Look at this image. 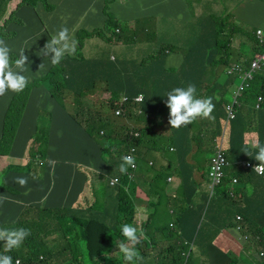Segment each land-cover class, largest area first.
<instances>
[{
	"label": "trees",
	"instance_id": "1",
	"mask_svg": "<svg viewBox=\"0 0 264 264\" xmlns=\"http://www.w3.org/2000/svg\"><path fill=\"white\" fill-rule=\"evenodd\" d=\"M11 1L0 0V39L4 41L16 35L6 32L8 24L15 20V11L8 15ZM39 1L46 11L54 10L48 0H22L21 5L35 8ZM123 26L129 27V23L118 22L115 17L109 16L103 31L81 33L84 38H106L104 33L110 32L114 38L109 41L115 43H127L129 37H138V27L133 33L126 28V34H123ZM186 29L185 49L181 50L185 59L179 68L165 67L168 53L179 51L176 46L168 45L158 49L138 66L130 61H116L96 71H84L86 67L80 68V59L84 58L78 53L82 46L79 39L75 55H66L61 63L53 65L46 76L29 82L22 92L16 93L5 116L3 138L0 140L3 153L0 156H6V149H12L16 138L25 105L21 103L20 95L26 93L27 97L31 88L41 84L49 90L52 98L61 105H67L64 108H70V117L76 123H85L80 129L88 133L92 144L87 164L80 166L84 180L86 178V187L82 191V186L77 194V202L70 206L62 202L59 206L49 207L52 197L47 196L43 204L27 206L17 219L8 218L3 212L5 225L2 228H24L31 233L20 247L11 251L5 252L0 241V253L11 256L13 264L17 260L19 264H125L116 245L120 241L127 242L121 234L123 224L136 226L145 233L135 246L143 257L142 264H193L195 250L190 251L191 243L194 247L201 242L212 245L222 228L236 227L235 221L242 226H239L245 242L242 257L220 249L216 252L217 257L201 262L240 264L239 260L248 252V264H264V256H260L264 253V174L256 175L253 169L246 167L247 163H259L254 159L258 150L249 148L251 156L244 153L248 133H256L258 142L264 145V61L259 69H255L253 79L244 82L248 86L245 87L236 118L230 123L229 147L226 150L230 166L220 185L222 192L213 198H207L208 192L201 189L204 185L198 187L191 177L198 173L208 182L210 158L207 155L213 154L212 143L214 147L219 136L214 115L211 113L207 119L198 118L179 129L171 128L165 96L173 88H186L193 84L197 98L211 97L214 101L219 94L218 105H226L230 88L236 82L239 83L237 87L243 83V74H228V71L237 65L249 68L255 56L264 52V44L257 36L258 28L242 27L229 15L210 14L201 20L195 18ZM229 34L238 35L249 51H234L232 42L237 39H234L235 36L229 39ZM10 58L13 64L18 59L16 54H10ZM89 72V91L95 89L96 80L100 79L114 94L110 102L97 107L96 102L82 99L87 96V91L74 89L77 86L84 88L85 85L79 83L87 79L84 73ZM116 83L117 87H114ZM71 94L76 106L67 102V95ZM121 94L131 99L143 94L144 99L140 104L130 101L120 105ZM255 104H260V107H255ZM117 107L123 108L121 115H116ZM165 126L166 135L160 131ZM36 133L28 163L13 165L10 169L23 171L25 168L26 173L34 176L38 168L35 162L38 159L42 165L47 162L49 133L42 128ZM131 147L137 149L139 163L132 179L128 175L130 167L126 173L119 171L121 157ZM149 160H152V165H149ZM32 166L35 168L33 172L29 171ZM230 171L232 175L228 174ZM175 173L182 180L177 191L168 183L169 177L173 176L175 180ZM235 176L246 185L245 189L237 187L234 192L231 191V181ZM146 177L149 179H144ZM97 180L100 182L97 183ZM190 181L193 186H189ZM0 187L17 192L3 184ZM242 193L243 206L240 197L236 199ZM216 200L223 203V212L216 217L211 236L205 232L207 236L203 238L206 208ZM227 202L237 209L233 210ZM139 214L147 215V220L141 222ZM171 217L175 218L173 224Z\"/></svg>",
	"mask_w": 264,
	"mask_h": 264
},
{
	"label": "crops",
	"instance_id": "2",
	"mask_svg": "<svg viewBox=\"0 0 264 264\" xmlns=\"http://www.w3.org/2000/svg\"><path fill=\"white\" fill-rule=\"evenodd\" d=\"M130 0H55L54 2L57 4L56 9L52 12L45 13L41 9H30L33 13H35L38 17L39 23H37V28L35 29L39 35H34L31 33L30 27L25 25H19L11 27L9 32H14L15 38H12L6 43H14L16 42V49L13 51V54H16L19 58L20 50L23 49L25 51V55L28 57V63L26 64L27 72L24 73L29 78V82L33 83L34 81H38L41 77L46 76L51 67L53 66L50 63V59L47 57L41 56L40 50L45 46V44L51 39V36L57 33L62 27H67L69 29V33L72 38L76 41L75 52L71 55H75L77 52L78 40L74 38L75 31H87L93 32V30H104L106 26L107 17L105 16V12H110L109 16H113L118 20V22L129 23V27H133L136 20L139 18H143L144 15H148V19L152 18V20L157 21L160 16L170 17L173 19V22L176 25H180L186 27L187 22L192 20L190 13L187 11V6L185 0H137L136 4L138 7V12L136 13H128V6ZM16 2V1H15ZM14 0L8 7V11L11 10V6L13 5ZM30 7V6H28ZM42 11V12H41ZM40 13V14H39ZM42 13V14H41ZM46 16V22L43 21V17ZM138 24V23H137ZM162 24V23H161ZM164 28V25H161ZM13 25V24H11ZM10 25V26H11ZM138 27V25H137ZM255 29H263L260 27H254ZM9 29V28H8ZM132 31V30H131ZM162 31L161 35H162ZM120 33V32H117ZM138 37L133 38L129 37V41L127 43H115L114 41L106 40V38H100L97 36H90L84 38L82 40V50H78V53L84 58L80 59V68L86 67L84 71H96L103 67L104 65H110L116 61H130L133 62L134 65L138 66L144 63L143 59L148 58L150 53L146 54V57H138V56H127L124 54L122 58L119 59L116 52L123 51L125 47L126 49H131L134 54L137 55L138 52H145L146 48L144 46L139 45H147L148 42L153 41L151 30H147V28L143 29L142 32H137ZM185 33V30H184ZM184 37V36H183ZM180 39V42H175L174 45L170 44V46H176L179 49V53H168L169 60L166 62V68H179L184 61V54L182 53V49H185V39ZM78 39V37H77ZM233 47L235 41L232 42ZM94 47V48H93ZM241 51V47L238 44V47H234V51ZM147 60V59H146ZM43 63L44 67L40 68V65ZM171 63V64H170ZM14 65V64H13ZM169 65L171 67H169ZM87 76L85 81H81L79 84L85 85L84 88L82 86L74 87V89H84L87 96L82 97L85 102H97L99 99L92 100V97H88L89 95L101 94L104 92V99H102L103 103L106 104L113 99L114 94L111 93V89H108L107 85L102 82L100 79H97V83H95V89L89 91V84L91 83L90 76L91 73H84ZM239 83L236 82L233 88H230V93L228 94L226 101L227 104L231 102L232 95L236 90V87ZM117 87V83L113 85ZM128 88H131L127 84ZM31 95L29 98V102L25 112L22 114L20 121V129L17 133V138H15L14 146L12 149L5 153L6 156H0V185H6L15 189L17 192L12 193L8 189L0 187V224L5 223L3 218V212L6 213V217L11 219H17L24 209L27 206H36L41 205L48 198L52 197V202H50L49 207L57 206L56 203L58 201V197L62 191L66 189V184L63 183V177H56L52 175H58V170H56L55 165H47V162L44 161L42 166L39 165V161L37 160L35 163L38 168L36 171V175L32 176L29 173L10 169L11 166H24L28 163L29 158V150L34 143V138L36 136V116H38V111L35 109L36 104H38L41 100L40 93H45V98L40 102V104L45 103L46 101H50L49 104L52 106L50 109H47L44 105L39 106L38 110L43 109L45 113H50L53 111L52 117H56L58 115L66 118L70 117V115L61 107V109H55L56 105L59 106V103L51 97L49 90L43 85H39L37 87L31 88ZM16 96V92L8 91L5 95L0 96V140L3 138V129H4V120L6 113L11 107L13 98ZM71 96H73L71 94ZM123 96H128L125 94H121L118 100V104H120V99L122 100ZM33 97V98H32ZM221 95H217L214 97L213 104L215 105V109L213 110V115L216 121L215 128L217 134V139L219 140L221 146L224 148L223 143L226 138L229 140L230 134V123L227 119V113L224 105L220 107L218 105L217 100H219ZM74 98V96H73ZM213 100V99H212ZM121 107H117L119 109ZM50 112H48V111ZM93 113V112H90ZM73 120V119H72ZM57 121L59 119L57 118ZM74 121V120H73ZM75 122V121H74ZM81 128V126H80ZM253 140L258 141V136L256 133H248L245 136V141L251 142ZM229 147V141H228ZM224 148V149H228ZM213 149V143H212ZM150 162L152 160H149ZM259 163H247L246 167L254 169L256 165ZM257 173V172H256ZM228 174H233L231 171ZM256 175H259L258 173ZM16 177H25L27 179V184L25 187H21L17 183H15ZM173 177V176H172ZM237 180L234 182V180ZM84 180V176L78 175L75 177L74 184L69 194V198L63 203V205H71L76 201V196L81 190L82 186L86 187V178ZM176 189L180 185V180L176 179ZM195 183L200 187L201 180H194ZM190 181L189 186H193ZM208 184V183H207ZM207 184L205 185L206 190L208 192ZM239 187L240 189H245L246 185L241 184V180L238 176L232 178L231 181V191L234 192L235 189ZM18 188V189H17ZM167 189H171L167 187ZM177 191V190H176ZM242 205L243 193L236 196V199L239 200ZM79 198V197H78ZM215 199V198H214ZM213 199V200H214ZM195 201H198V198H195ZM201 201V199H199ZM77 202V201H76ZM221 201L210 202L209 206L206 208V221L205 228L203 232V238H206L205 232H209L210 236L213 232L212 227L216 224V217H218L223 212V206ZM229 206L237 209L236 206L232 205L230 202L226 203ZM238 216V215H237ZM147 215H140L138 218L143 219L146 218ZM204 218V216H203ZM174 222L172 221V224ZM236 227H228L226 229H221L220 234L213 241L212 245L201 242L199 246L197 243L195 244L194 250L201 249L202 260L210 259L212 257H217V250H225L226 252H233L236 254L237 251H242L245 247V242H243L242 234L240 233L239 226L237 225V221H235ZM242 227V226H241ZM240 230V231H239ZM246 239V237H244ZM261 256V254H260ZM201 260V261H202Z\"/></svg>",
	"mask_w": 264,
	"mask_h": 264
},
{
	"label": "rangeland",
	"instance_id": "3",
	"mask_svg": "<svg viewBox=\"0 0 264 264\" xmlns=\"http://www.w3.org/2000/svg\"><path fill=\"white\" fill-rule=\"evenodd\" d=\"M16 1V2H15ZM55 0H48L47 2L50 5L54 6V10L56 9L57 4L54 2ZM72 1V0H68ZM12 2V1H11ZM22 0H14L13 5L11 6V10L9 11L8 15L11 12L12 13L15 11V20L10 22L7 26L6 32H9L11 27L14 26H19V25H27L30 27L31 33L34 35H39V33L35 30L37 28V23H39L38 17L35 13L30 11V9H33L36 11V9H41L45 13H48L49 11L45 10L44 4L39 1L37 3V6L35 8L33 7H28L25 5H21ZM137 0H130L129 1V6H128V13H136L138 12V7L136 4ZM186 6H187V11L190 13L192 20L190 22H187V24L191 23L193 19L198 18V19H204L205 17L209 16L210 14H217L218 16H231L235 19V21L242 27H247L250 26L252 28L254 27H260L264 29V0H185ZM53 10V11H54ZM41 11V12H42ZM52 12V11H51ZM139 13V12H138ZM40 14V13H39ZM42 14V13H41ZM110 12H105V16L107 17L106 23L109 20L108 15ZM148 15H144V17L141 19L139 18L136 20L135 24L133 27H124L123 29V34H126V28L128 29V32L133 33L134 30L137 28L138 25V30L139 32H142L143 29L147 28L148 30H151L152 32V42H148L147 45H139V46H144L146 48L145 52H138L137 55H135L131 49H126L127 46L123 51L116 52L117 56L122 58L124 54L127 56H138V57H146L147 53H150L151 55L148 56L151 57L153 56L156 51L160 48H164L170 44H173L177 41L180 42V39L183 37L184 39L187 37V26L183 27L180 25H176L173 22V19L170 17H165V16H160L157 21L152 20V18L148 19L146 18ZM43 21L46 20V16L42 18ZM21 22V23H19ZM138 23V24H137ZM162 23V24H161ZM13 24V25H11ZM164 25V28L161 26ZM11 25V26H10ZM9 28V29H8ZM132 30V31H131ZM162 31V35L161 32ZM185 30V33H184ZM94 31V30H93ZM16 32V31H13ZM74 38L76 40H83L84 37L81 33V30H76L75 31ZM80 32V33H79ZM116 32H119L117 30ZM106 36V40L114 38V35H112L110 32L107 34L104 33ZM230 35V34H229ZM237 39L234 43V47H241L242 51H249L248 47L243 45L241 43V40L239 39L238 35H230V38ZM78 37V39H77ZM102 38L101 36H97ZM128 38V37H127ZM129 41V39H128ZM8 47L11 49L10 54H13V51L16 49V42L14 43H6ZM94 48V47H93ZM82 50V48H80ZM82 53L83 50H82ZM173 53H179L178 50L173 52ZM146 58V59H148ZM146 59H143L146 61ZM169 60V57L166 58V62ZM171 64V63H170ZM53 67V66H52ZM51 67V69H52ZM169 67H171L169 65ZM173 68V67H172ZM170 69V68H167ZM32 89H30L29 95L26 97V93L24 95H20L21 103L25 104L23 107V113L25 112L29 98L31 95ZM45 93H40V100H44L45 98ZM59 97V96H58ZM57 97V98H58ZM88 97H92V100L99 99L96 102V106L99 107L101 104H104L102 99H104V92H102L99 95L93 94L89 95ZM33 98V97H32ZM31 100V98H30ZM55 100V99H54ZM40 101V102H41ZM58 102V100H56ZM13 102V101H12ZM36 104V110L38 111V116H36V130L40 128L45 129L47 133H49V142H48V148H47V165H55L56 170H58V175H52V176H60L63 177V183H67V187L64 191L61 192V194L58 197V201L56 203L57 206H59L62 202H65L67 198H69V194L72 185L74 184L75 177L78 175H83L80 166H85L87 164V160L89 158V147L92 144V138L88 135V133L85 131H81L80 126H85V123H76L72 120V118L69 117H62L60 115L56 117H52L51 115L53 114V111L50 112L48 110V113H45L43 109L38 110L39 106H45L47 109H50L52 106L49 104L50 101H46L43 104ZM64 102L66 100L64 99ZM67 102L71 104L72 106H76V101L73 98V96L67 95ZM59 103V102H58ZM16 104V101H14L13 105ZM17 108H20L19 105H17ZM63 106V107H62ZM67 105H61L59 103V106L56 105L55 109H61V107L69 114L72 115V111H70L67 108H64ZM255 107H257V104H255ZM260 107V105H259ZM215 109V107H214ZM22 113V114H23ZM57 118L59 121H57ZM81 119V118H80ZM20 127H18L17 132H16V138H17V133L19 131ZM166 126L165 129L160 128V131L162 134L166 135ZM37 134V133H36ZM36 137V136H35ZM35 140V138H34ZM228 138L224 140L223 146L224 148L228 147ZM15 142V139H14ZM14 142L13 145L14 146ZM39 144L36 145V148H38ZM214 148V147H213ZM9 149H6V152H8ZM0 153L2 152V149L0 148ZM36 154V153H35ZM212 155V152L207 155V158H210ZM149 165H152V162H149ZM31 172L35 171V168L32 166V168L29 170ZM25 172V168L23 170ZM104 174V173H102ZM176 179L182 181L179 178V174L175 173ZM137 176V174H136ZM192 178V181L194 180H201L202 185H206L205 180H203L202 176L199 175L198 173L194 174V178ZM146 180L149 179V177L144 178ZM84 181V180H83ZM97 183L100 182V180L96 181ZM176 182V181H175ZM175 182H169L172 185V189L176 190L177 184ZM202 186L201 189L205 192L206 187ZM18 189V188H17ZM223 188H219L217 191V195H219L222 192ZM85 190V188H84ZM99 192V191H97ZM0 206H1V201H0ZM172 213V211H171ZM140 215H145V214H139ZM172 218V217H171ZM175 219V218H174ZM172 218V221L174 220ZM147 220L146 218L141 219V222H145ZM2 228V226H0ZM150 229H153V227L150 225ZM147 230V229H146ZM1 252V250H0ZM202 250L199 248L195 250V253L193 255V264H205L204 262H201L202 260ZM236 255H240L242 257V251H237L236 250ZM249 256L248 252L244 255V257L239 260L240 264H248Z\"/></svg>",
	"mask_w": 264,
	"mask_h": 264
},
{
	"label": "clouds",
	"instance_id": "4",
	"mask_svg": "<svg viewBox=\"0 0 264 264\" xmlns=\"http://www.w3.org/2000/svg\"><path fill=\"white\" fill-rule=\"evenodd\" d=\"M262 31L264 32V29H258V35ZM75 47L76 41L70 35L69 29L67 27H62L57 33L51 36V39L45 44L39 53H41V56L49 58L52 65H58L66 55H72L75 52ZM10 52L11 49L8 47L6 42L3 39H0V96L5 95L8 91L20 93L27 87L29 83V78L24 75V73L28 71L26 68L28 57L25 55V51L23 49L20 50L19 58L14 61V65L10 58ZM43 67L44 65L42 63L39 69H42ZM195 93L196 88L193 84H189L186 88L176 87L166 93V106L170 110L168 123L171 125V128L179 129L181 126H187L188 124H191L198 118L207 119L211 117V113L215 107L212 98H197ZM137 135L138 133L136 136ZM219 145L221 146L219 140L216 138L214 142L213 154L210 157V162L215 150H217ZM132 148L135 147H131L128 153ZM249 148L258 150L254 159L259 161V164L253 169V171L264 174V145H261L256 140H253L250 143L246 141L244 153L251 156ZM226 150L227 149L223 148L225 155ZM128 153L121 157V163L119 164V171L121 173H126L128 167H135L134 157L128 155ZM38 161L39 165L41 166L42 161L40 159H38ZM228 163L229 165L227 167L230 166L229 161ZM128 171H130V169ZM175 181L176 180H173L172 178L171 182ZM14 182L21 187H25L27 184V179L25 177H16ZM209 183L210 181L208 178V182H206L208 194ZM207 198H209L208 195ZM4 225V223L0 224V226ZM30 234V230L24 228L8 229L0 227V241L3 242L5 252L20 247L23 241ZM121 234L123 237H125L127 242L125 243L124 241H120L117 242L116 245L119 249L118 252L123 255L125 264H142L143 257L139 255L135 246L140 243L142 238L145 237V233L136 226L131 224H123L121 225ZM0 264H13L12 257L0 253ZM16 264H19V260L16 261Z\"/></svg>",
	"mask_w": 264,
	"mask_h": 264
},
{
	"label": "built area",
	"instance_id": "5",
	"mask_svg": "<svg viewBox=\"0 0 264 264\" xmlns=\"http://www.w3.org/2000/svg\"><path fill=\"white\" fill-rule=\"evenodd\" d=\"M257 36L260 40L261 44H264V32H260L258 35V30H257ZM264 61V52L257 54L255 58L251 61L250 67L245 69L240 65L234 66L228 71V74H243V83H240V85L237 87L235 92L232 95L231 102L228 103L225 106V110L227 113V119L229 122L233 121L236 118V113L237 109L240 106V101L243 97V93L246 90L245 87L248 85L244 84L246 81H250L253 79V74L255 69H259L261 64ZM144 96L143 94H139L138 96L134 98H129L128 96H123L122 100L120 102V105L125 103L128 104L130 101L140 104L143 102ZM260 104H257V108H259ZM123 113V108H119L116 110V115H121ZM137 149L132 148L128 155H131L134 157V162H135V167H130V171H128L129 178H133V171L138 168V163H137V156H136ZM229 165L228 160L226 158V155L223 151L222 146H218L217 150H215L214 155L211 158L210 162V170L208 173V178H209V198H213L217 196V191L219 186L223 183V180L225 178V169ZM257 166V165H256ZM255 166V167H256ZM254 167V168H255ZM259 175H262L258 173ZM168 181H172V177L168 178ZM237 180L235 179L234 182ZM238 220H240V217H237ZM194 248V243H191L190 251L193 250ZM261 256H264V253L261 254ZM188 257V256H187Z\"/></svg>",
	"mask_w": 264,
	"mask_h": 264
}]
</instances>
